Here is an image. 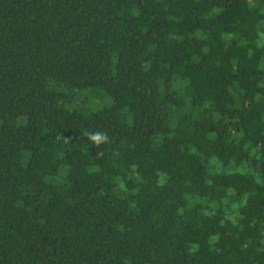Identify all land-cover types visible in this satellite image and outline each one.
I'll return each mask as SVG.
<instances>
[{
	"label": "trees",
	"instance_id": "16d2710c",
	"mask_svg": "<svg viewBox=\"0 0 264 264\" xmlns=\"http://www.w3.org/2000/svg\"><path fill=\"white\" fill-rule=\"evenodd\" d=\"M0 264H264V0H0Z\"/></svg>",
	"mask_w": 264,
	"mask_h": 264
},
{
	"label": "clouds",
	"instance_id": "9594fccd",
	"mask_svg": "<svg viewBox=\"0 0 264 264\" xmlns=\"http://www.w3.org/2000/svg\"><path fill=\"white\" fill-rule=\"evenodd\" d=\"M85 135L88 137L89 141L97 148L101 145L108 143L109 137L103 132H86Z\"/></svg>",
	"mask_w": 264,
	"mask_h": 264
},
{
	"label": "rangeland",
	"instance_id": "374dc122",
	"mask_svg": "<svg viewBox=\"0 0 264 264\" xmlns=\"http://www.w3.org/2000/svg\"><path fill=\"white\" fill-rule=\"evenodd\" d=\"M84 93L87 94V95H90L92 92L89 91V90H86V91H84ZM107 99H108V98H107ZM108 102H109V99H108ZM110 103H111V102H110Z\"/></svg>",
	"mask_w": 264,
	"mask_h": 264
}]
</instances>
